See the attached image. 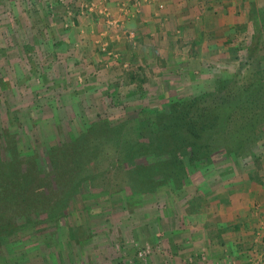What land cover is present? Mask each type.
Wrapping results in <instances>:
<instances>
[{"label": "rangeland", "instance_id": "1", "mask_svg": "<svg viewBox=\"0 0 264 264\" xmlns=\"http://www.w3.org/2000/svg\"><path fill=\"white\" fill-rule=\"evenodd\" d=\"M67 1L0 0V129L14 135L19 151L35 150L44 171L49 145L80 134L99 117L115 124L135 117L141 107L160 108L170 98L185 100L210 90L218 77L235 72L259 32L257 10L264 9V0L258 9L250 4L254 6L248 12L251 26L241 31L231 64L213 66L205 80L191 81L196 84L188 90L163 87L151 91L147 89L151 82H162L163 77L145 76L142 72L150 69L141 71L110 50L105 36L118 37L120 30L119 23L109 18L108 9L98 2H83L73 10ZM86 10L103 16L106 30H101L103 38H97L92 50L79 48L86 35L73 46L68 42L76 12L84 15ZM21 46L28 48L27 54ZM262 56L264 50L257 58L264 60ZM132 71L144 76L133 79L129 76ZM224 157L211 166L194 168L172 183H154L153 190L146 193L121 182L125 178L121 169L106 174L104 159L96 168L89 165L90 174L103 171L104 175L98 174L99 182L94 178L80 183L70 201V212L57 224L27 225L8 239L2 237L0 264H151L159 260L184 264L180 259L186 241L174 235L186 231V183H230L234 171H247L250 164L261 166L264 124L258 138L233 159ZM260 255L264 256L263 238Z\"/></svg>", "mask_w": 264, "mask_h": 264}, {"label": "trees", "instance_id": "2", "mask_svg": "<svg viewBox=\"0 0 264 264\" xmlns=\"http://www.w3.org/2000/svg\"><path fill=\"white\" fill-rule=\"evenodd\" d=\"M257 15L259 32L235 72L218 77L210 90L170 98L160 108L141 107L115 124L99 117L80 134L49 145L45 171L35 150L19 151L14 135L0 129V240L27 225L57 224L70 212L80 183L99 182L103 171L90 174L88 168L102 159L106 174L121 169V182L146 193L154 183H172L194 168L232 158L257 139L264 124V60L257 58L264 50V9ZM21 49L25 54L28 48Z\"/></svg>", "mask_w": 264, "mask_h": 264}, {"label": "crops", "instance_id": "3", "mask_svg": "<svg viewBox=\"0 0 264 264\" xmlns=\"http://www.w3.org/2000/svg\"><path fill=\"white\" fill-rule=\"evenodd\" d=\"M67 2L73 10L83 2H98L108 9L109 18L119 23L120 30L118 37L104 35L110 50L141 71L150 69L142 72L145 76L163 77L162 82H151L147 88L151 91L163 87L188 90L197 78L205 80L213 66L231 64L241 31L251 26L248 12L254 6H250L255 4L258 9L263 5V0ZM103 22V16L92 11L84 15L76 12L68 42L74 45L86 35L82 43L78 42L79 48L92 50L97 38H103ZM130 73L133 79L144 76ZM261 162L258 167L250 164L249 171H234L230 183H186V231L174 235L186 241L180 259L184 264H264V256L260 255L264 239V157ZM151 264L165 263L159 260Z\"/></svg>", "mask_w": 264, "mask_h": 264}]
</instances>
